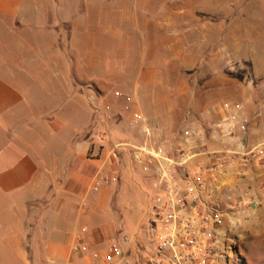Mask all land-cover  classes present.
<instances>
[{
  "label": "crops",
  "instance_id": "0c3cea01",
  "mask_svg": "<svg viewBox=\"0 0 264 264\" xmlns=\"http://www.w3.org/2000/svg\"><path fill=\"white\" fill-rule=\"evenodd\" d=\"M247 5L246 13L254 9ZM121 13L88 12L80 16L73 13V0H0V18L13 21L7 26L5 52L0 59V264H88L89 253L103 252L111 241L120 242L112 238L111 226L116 218L110 215L109 206L120 187V162L131 150L119 148L117 158H113L111 149L119 142L109 136L101 142L97 135L120 127L116 121L128 115L124 110L126 97L132 100L130 112H138L150 121L152 133L156 129L155 144H176L172 136L177 124L171 121L179 114L176 107L167 103L154 116L138 101L145 102L155 95V80L143 81L140 72L127 74L123 62L115 70L116 80L111 79L110 64L93 53V44L75 45V50L80 48L92 55L73 57V30L82 25L80 20L125 17ZM65 23L70 26L71 36L62 37L60 43L56 29ZM242 32L261 34V49L248 38L230 48L240 53L229 67L240 74L230 78L239 84V91L200 107V117L214 125L210 132L197 127L208 140H196L188 172L189 176L198 175L212 193L213 187L218 195L228 192L236 205L238 197L243 196L248 209H257L264 208V161L250 162L243 178L236 173L244 161L238 157L232 158L226 169L211 174L208 168L212 156L203 151V144H209V149L223 148L218 151L237 149L238 138L233 135L238 133L227 135L228 125L222 124L231 116L242 119L233 109L235 105L246 114V147L264 144V27H246ZM217 33H221L220 27ZM218 45L220 50V42ZM99 48L103 50H96ZM227 79L218 72L213 76L218 84ZM257 93L259 97H255ZM107 114L112 117L109 122L105 120ZM128 122L134 127L143 126L134 124L130 115ZM89 129L92 135L84 133ZM137 165L145 174H154L155 164L147 170ZM119 190L122 194L123 188ZM45 193L50 198L44 208L41 245L31 250L28 223L41 211L34 203ZM213 205L222 213L218 202ZM82 242L87 243L86 253L74 256L72 248ZM199 252L195 251L197 256ZM221 257L209 263L216 264Z\"/></svg>",
  "mask_w": 264,
  "mask_h": 264
},
{
  "label": "rangeland",
  "instance_id": "374dc122",
  "mask_svg": "<svg viewBox=\"0 0 264 264\" xmlns=\"http://www.w3.org/2000/svg\"><path fill=\"white\" fill-rule=\"evenodd\" d=\"M246 5H252L254 9H248L246 13ZM263 8L264 0H73V13L79 15L88 12L125 14V17L119 18L80 20L82 25L73 30V57L91 56L92 52L80 48L75 50L74 46L93 44V53L99 54L100 58L103 56L110 64L111 79L116 80V71L123 62L127 74L137 75L140 72L143 81L155 80L152 82V87L157 88L155 95H150L145 102L138 101L154 116L167 103L176 107L179 114L171 119L173 124H177L172 136L176 144L170 141L168 146L165 142L156 143L175 150L181 145L185 130L193 129L202 140L203 137L208 140L205 132L197 128L205 127L210 132L214 125L200 117L199 109L203 103L217 97H232L239 91V84L233 83L230 78L240 74L229 67L240 53L230 48L248 38L253 39L258 44L257 48L261 49L262 35L244 34L242 28L264 27ZM11 23L13 21L0 18V38L3 39L0 59L5 52L7 26ZM69 27L67 23L57 27L60 43L65 36H71ZM219 27L220 34L217 33ZM98 47H103V50H96ZM217 72L228 77L227 82L215 83L213 76ZM256 85L261 88V83ZM256 96L259 97L258 93ZM128 118L129 114H123L121 120L116 121L120 127H114L110 133L99 132L97 138L100 135L109 136L113 142L135 145H142L145 135L153 143L157 140L156 129L152 133L150 121L145 119V125L138 128L129 124ZM111 119V116L105 115L106 121ZM84 133L93 134L91 129ZM233 136L238 138V135ZM210 148L217 149L215 146ZM131 154L130 151L125 153L120 162L119 188L123 190L121 194L118 188L112 195L109 212L116 219L111 232L115 240L124 236L132 239V243L124 247L128 264H145L148 259L144 249L147 241L145 225L154 190L151 178L138 168ZM239 168L236 173L242 176L245 170ZM215 190L213 187L212 193L207 188L203 200L208 205L218 202L222 210L223 225L215 232L217 255L222 257L216 264H264V208L248 209L243 196L238 197L236 205L228 192L218 195ZM47 193L34 203L41 211L28 223L31 250L33 247L38 250L41 245L40 231L46 214L44 208L50 198Z\"/></svg>",
  "mask_w": 264,
  "mask_h": 264
},
{
  "label": "built area",
  "instance_id": "2783aa9c",
  "mask_svg": "<svg viewBox=\"0 0 264 264\" xmlns=\"http://www.w3.org/2000/svg\"><path fill=\"white\" fill-rule=\"evenodd\" d=\"M125 101L127 105L124 110L130 115L131 121L144 126V117L138 112H130L131 98L126 97ZM233 109L241 114L242 119L237 120L231 116L222 124L228 125L227 135L238 133L237 149L218 151L206 147L207 151H203H209L212 156L208 168L211 174L229 167L233 162L232 158H243L244 161L239 166L245 171L250 162L264 161V144L250 149L246 147L243 137L247 124L244 110L240 105H235ZM98 139L105 141L103 135L98 136ZM196 140H202V137L189 129L184 131L182 143L175 150L168 149L164 144L156 145L148 135H145L142 145L118 143L111 149L113 158H117L119 148L130 149L133 159L137 164L143 165L144 170L150 165H156L155 181L152 184L154 197L147 211L145 225V249L148 253L145 264H210V261L221 257V254L217 255L215 232L223 225L222 214L218 207L208 205L203 200L206 188L202 179L198 175L189 176L188 172V165L193 159L190 151ZM82 232L85 233L86 228ZM131 243L132 239L127 236L122 237L120 242L111 241L103 252L95 250L89 253L88 264H128L124 247ZM198 249L200 252L197 256L195 251ZM86 251L85 242L72 248L74 256L83 255Z\"/></svg>",
  "mask_w": 264,
  "mask_h": 264
},
{
  "label": "trees",
  "instance_id": "16d2710c",
  "mask_svg": "<svg viewBox=\"0 0 264 264\" xmlns=\"http://www.w3.org/2000/svg\"><path fill=\"white\" fill-rule=\"evenodd\" d=\"M147 175L151 178V182L153 183L155 181V175L154 174H147Z\"/></svg>",
  "mask_w": 264,
  "mask_h": 264
}]
</instances>
